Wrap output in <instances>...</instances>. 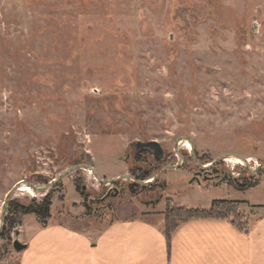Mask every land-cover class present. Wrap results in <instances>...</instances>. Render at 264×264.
<instances>
[{
  "label": "rangeland",
  "instance_id": "1",
  "mask_svg": "<svg viewBox=\"0 0 264 264\" xmlns=\"http://www.w3.org/2000/svg\"><path fill=\"white\" fill-rule=\"evenodd\" d=\"M150 141L164 158L136 160V144ZM225 154L249 163L220 160L216 174L210 165ZM80 165L120 179L64 174ZM262 165L264 0H0V227L24 181L43 187L64 174L45 193L18 189L12 200L50 192V218L83 228L176 205L170 196L202 209L264 203ZM137 168L166 188L132 194L134 179L123 177ZM241 174L257 185L237 189ZM17 229L0 236V264H20Z\"/></svg>",
  "mask_w": 264,
  "mask_h": 264
},
{
  "label": "crops",
  "instance_id": "2",
  "mask_svg": "<svg viewBox=\"0 0 264 264\" xmlns=\"http://www.w3.org/2000/svg\"><path fill=\"white\" fill-rule=\"evenodd\" d=\"M169 198L177 206L190 208ZM233 201L247 215L248 230L240 231L228 220H191L178 227L170 251L164 233L166 201L149 208L145 215L103 218L83 228L56 216L44 223L31 213L23 217L16 230L19 240L26 244L18 251L19 263L264 264V203ZM29 217L30 221H25Z\"/></svg>",
  "mask_w": 264,
  "mask_h": 264
},
{
  "label": "trees",
  "instance_id": "3",
  "mask_svg": "<svg viewBox=\"0 0 264 264\" xmlns=\"http://www.w3.org/2000/svg\"><path fill=\"white\" fill-rule=\"evenodd\" d=\"M138 155L136 160L141 161V156L144 153H153V156L157 162H160L156 159L154 152L152 149L146 147H138ZM90 157V156H89ZM188 158L191 161H194L191 155H188ZM208 157L202 156L199 158L201 163H206ZM219 163L213 168L216 171V174H219ZM203 171V170H201ZM134 176L137 180L145 181L149 178V172L147 170L135 169ZM232 179V177H230ZM243 179V182L239 181ZM235 187L239 190L246 191L250 188H253L257 185V181L254 179L253 174H249L248 176H241L239 178H235L231 180ZM77 187L80 186L79 179L75 180ZM166 182H162L156 180L154 183H149L146 185H141L134 181L129 185V191L132 194H139L142 191L146 190H159L160 187L166 188ZM83 189H85L83 187ZM52 194L49 192L42 201H38L37 199H31L29 203H23L18 200H11L8 207V215L6 217L5 224L3 229L0 232V236L3 239L11 240L10 234L15 229L17 225L21 224V221L25 215L34 213L37 217L42 221L46 222L51 217V207H52ZM196 219H222L228 220L232 224H234L240 231H246L249 228V221L246 214L242 213L240 210V205L237 201L224 199V200H215L212 203V206L209 209H194L187 207L176 206L172 203L171 200H167L165 219H164V233L167 239V247L168 251L171 250L172 247V238L178 227L191 220ZM14 240L12 241L13 244ZM0 247V250L3 249ZM1 258V255H0Z\"/></svg>",
  "mask_w": 264,
  "mask_h": 264
},
{
  "label": "water",
  "instance_id": "4",
  "mask_svg": "<svg viewBox=\"0 0 264 264\" xmlns=\"http://www.w3.org/2000/svg\"><path fill=\"white\" fill-rule=\"evenodd\" d=\"M190 140V139H189ZM138 146H141V147H146V148H150L153 150L154 152V155L156 157V159L158 161H161L163 158H164V155H165V152H164V149L161 147V145L156 142V141H150V142H146V143H143V142H139L137 143ZM230 156H235V157H239L241 158L244 162L248 163V158L244 157L243 155H238V154H225L221 157H219L216 161H214L213 163H211L210 166L218 163L220 160H225L226 158L230 157ZM181 163H178L177 165H170L168 167H165L164 169H162V171L164 170H168V169H175V168H178L180 166ZM78 168H84V169H89L91 170L94 175L101 181V182H106V183H113V182H116L118 179L120 178H116V179H111V180H104V179H101L97 172L95 171L94 167L90 166V165H80V166H74V167H70L64 174H67L71 171H73L74 169H78ZM201 168H206V166H203ZM252 171H257L259 169L258 168H252L250 167ZM260 168H264V165L260 166ZM63 174V175H64ZM63 175H61L60 177L54 179L53 181H51L48 185L46 186H43V187H40L32 182H28V181H24L22 183H19L18 185H16V187L13 189L12 193L9 195L8 199L6 200L5 204H4V209H3V224H2V227L4 226L5 224V218H6V209L8 207V204L10 202V200H12V196L13 194L15 193L16 190L20 189L23 185H28L30 187H32L35 191L39 192V193H45L52 185H54V183L58 182V180L60 178L63 177ZM159 174L154 177L153 179H151L150 181H140V180H137L135 177L131 176V175H126L125 177H123L124 179H126L127 177H131L132 179H134V181H136L137 183L141 184V185H146V184H149L153 181H155L157 178H158ZM47 222V221H46ZM45 222V223H46ZM0 227V228H2ZM13 246L15 248V250L17 251H21L22 249H24L26 247V244L22 243L19 239H15L14 242H13Z\"/></svg>",
  "mask_w": 264,
  "mask_h": 264
},
{
  "label": "bare ground",
  "instance_id": "5",
  "mask_svg": "<svg viewBox=\"0 0 264 264\" xmlns=\"http://www.w3.org/2000/svg\"><path fill=\"white\" fill-rule=\"evenodd\" d=\"M186 145H189L190 146V148L192 147L191 146V144H190V142L189 141H185L184 142ZM228 158H231V159H235V161L234 162H236V160L237 161H239L240 163H245V164H248V163H246V162H244L241 158H239V157H235V156H230V157H228ZM227 159V158H226ZM233 161V160H232ZM237 163V162H236ZM32 187H30V186H28V185H23L21 188H20V190H25V191H27L28 193H30V194H33V191H32ZM34 190V189H33Z\"/></svg>",
  "mask_w": 264,
  "mask_h": 264
},
{
  "label": "flooded vegetation",
  "instance_id": "6",
  "mask_svg": "<svg viewBox=\"0 0 264 264\" xmlns=\"http://www.w3.org/2000/svg\"><path fill=\"white\" fill-rule=\"evenodd\" d=\"M137 145V144H136ZM138 146V145H137ZM138 147H140V148H142L141 146H138ZM150 149V148H149ZM111 194V192L109 193V192H107L106 193V195H107V197L109 196Z\"/></svg>",
  "mask_w": 264,
  "mask_h": 264
}]
</instances>
